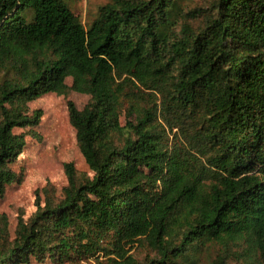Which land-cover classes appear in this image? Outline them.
I'll return each instance as SVG.
<instances>
[{"label":"trees","instance_id":"obj_1","mask_svg":"<svg viewBox=\"0 0 264 264\" xmlns=\"http://www.w3.org/2000/svg\"><path fill=\"white\" fill-rule=\"evenodd\" d=\"M181 1L108 0L85 25L65 0H0V198L47 93L89 95L66 105L91 171L63 164L0 264H264V0Z\"/></svg>","mask_w":264,"mask_h":264},{"label":"rangeland","instance_id":"obj_2","mask_svg":"<svg viewBox=\"0 0 264 264\" xmlns=\"http://www.w3.org/2000/svg\"><path fill=\"white\" fill-rule=\"evenodd\" d=\"M79 19L87 25L95 15L97 8L108 0H65ZM212 0H182L184 11L194 7L206 6ZM187 23L198 26L201 22L188 18ZM71 85V78L66 79ZM77 108H82L89 100L86 93L71 89L63 94L47 93L30 102L28 110L40 108L43 111L41 121L32 129H15L16 133L24 132L25 146L18 158L10 163V167L19 174V179L6 187L0 198V243L11 241L15 237L18 221L26 222L36 209L38 203L43 206L47 199L57 200L62 197L67 177L63 168L65 162H72L78 179L90 176L76 139L75 130L69 123L67 101ZM130 253L137 260H143L150 251L143 246H136ZM208 255L204 254L202 263L206 264ZM29 264H59L50 259L39 263L32 260ZM61 264H98L90 258L82 261H66ZM103 264L104 263L103 261Z\"/></svg>","mask_w":264,"mask_h":264}]
</instances>
